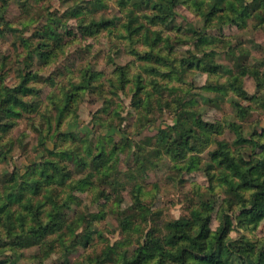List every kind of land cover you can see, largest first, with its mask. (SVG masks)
<instances>
[{"label":"rangeland","instance_id":"374dc122","mask_svg":"<svg viewBox=\"0 0 264 264\" xmlns=\"http://www.w3.org/2000/svg\"><path fill=\"white\" fill-rule=\"evenodd\" d=\"M156 1L0 0V204L16 224L29 199L49 211L51 195L78 238L71 239L65 226L62 234L35 239L14 254L0 221L1 258L98 264L123 236L131 244L120 241L116 258L134 251L147 226L161 238L166 222L193 220L209 203L212 231L226 219L227 238L264 249V219L240 225V205L225 202L220 172L228 171L210 156L217 141L234 156L260 155L236 146L231 124L264 142V0H256V8L253 0H223L216 12L209 11L212 0H177L165 18L150 5ZM230 3L238 11L247 6L248 15L232 20ZM101 20L111 22L97 25ZM193 56L228 70L188 66ZM26 77L29 91H17ZM179 125L180 132L191 130L186 148L172 143ZM100 150L105 161L95 171L92 159ZM69 153L84 159L80 174ZM44 161L67 177L62 184L40 183L34 194L26 182L42 180L32 170ZM93 172L89 184L75 185ZM18 190L22 198L8 202ZM141 211L150 213L147 223L129 220ZM80 236L87 243H79Z\"/></svg>","mask_w":264,"mask_h":264},{"label":"trees","instance_id":"16d2710c","mask_svg":"<svg viewBox=\"0 0 264 264\" xmlns=\"http://www.w3.org/2000/svg\"><path fill=\"white\" fill-rule=\"evenodd\" d=\"M212 1L213 3L209 6V11L216 12L221 8L220 4L223 0ZM253 1L256 2V0ZM177 2V0H158L150 3V5L160 14H164L165 18L167 17V13H170L171 8L176 6ZM89 3L91 4L90 1ZM259 3L260 2L257 1L253 4V7H258ZM241 4H243V2H241ZM229 8L231 11H235L236 16H234L232 20H236V22H239L236 18L240 20L241 17L243 19L248 15L247 6H243L238 11L239 7L230 3ZM107 22L111 21L101 20L97 22V25L105 26ZM35 52L34 54L40 56L38 51ZM205 54L210 56L212 53ZM180 66V71H183L182 64ZM188 66L199 67L204 71L212 73L219 72L221 69H225L224 71L228 70L209 59L205 60L204 57L197 58V56H193ZM32 78H34V76L30 75V79ZM26 80L27 77L22 82L23 86L19 85L16 88L17 91H21L22 93L29 91L28 87L24 85ZM68 101L69 98L66 97L65 104L68 103ZM239 108L241 109L240 105ZM61 111L62 108L59 110V114ZM199 125L201 124L199 123ZM182 126L183 125L177 126L175 130V138L177 137V140L174 138L172 143L179 146L183 145L186 148L189 144V138H191L192 135L190 133L191 130L187 131L184 127L182 128L183 131L180 132V127ZM231 128L235 134L234 141L237 147L244 150L249 147L260 155L252 153L246 155L247 159L242 156V154L234 156L231 154V149L226 142L217 141V148L210 152V156L212 160L218 161V165L223 168L222 170L228 171V173L220 172V177L227 186L225 191L229 194L225 202L228 206H231L232 202L230 198L236 200V204L240 205L236 219L241 226L247 227L248 225H256L264 219V142L260 141V143L255 139L246 138L239 129V126L235 124H231ZM72 138L75 139L76 136H72ZM42 142H44V139ZM166 152L169 153L168 149ZM104 154L105 151L100 150V152L93 157L92 162L95 171L101 170L105 161ZM175 154H179V152ZM66 156L72 158L73 163L76 164V168L80 170V174L85 167L84 159L75 153H69V155ZM32 173L42 178V180H28L26 182L34 194L37 193L41 185L40 183L44 182L46 184H51L57 179V181L62 184L67 177V175L63 173L62 167L50 161H44L37 165L33 168ZM97 173L98 172L87 174L86 177L74 183L78 188L79 186H85L91 182V177L96 176ZM245 192H249L248 199L244 197ZM21 194L22 191L20 190L16 193H11L7 198L8 202L13 203L19 196L22 198ZM47 199L49 204L52 205L49 211H45L40 206H34L31 199H29L24 204L27 212L26 215H19L16 218V220H18L16 224L13 222L12 212L6 210L7 204H0L1 227H3L6 232L5 237L9 239L10 248L14 254L17 248H29L33 246L35 239L39 240L42 237L54 233L62 234V229H64L65 226L71 233V239H78L74 234V230L69 225H66V219L63 216V206L61 210V205L55 204L51 195L48 196ZM233 204H235L234 201ZM206 207V211L202 209L201 212H195L193 220H187L181 217L166 222V224H164L166 233L161 238L155 237L154 228L147 226L146 231H143L136 240V243H134V251L132 253L130 251H123L118 258H116L118 245L121 244L120 241L123 240L131 244L123 236V239L118 241L115 245L106 247L103 251L101 261L98 262V264H145L154 259H157L155 264H264V249L261 246L262 244L256 246V244L245 240L243 241L242 239L233 240L227 238L229 228L226 219H222L218 229L212 231L210 229V214L213 210L212 204H206ZM65 208L70 207L65 204ZM148 214L150 213L148 212ZM148 214L146 215L145 211H141L139 216L134 215L128 218L129 220L140 219V221L145 219L147 223ZM43 218L47 219L46 223L43 222ZM125 218L127 217H124L120 223L123 231H126L129 225V221L125 220ZM27 221H29L30 224L26 227ZM17 228L18 230H16ZM160 232L162 233V231ZM79 238V243L81 241L87 243V236H80ZM59 244L66 247L62 241V237L59 239ZM0 264H15V260L11 258H1L0 253Z\"/></svg>","mask_w":264,"mask_h":264}]
</instances>
